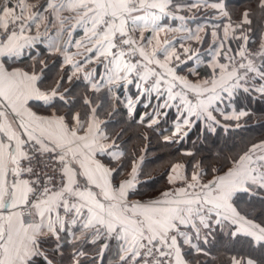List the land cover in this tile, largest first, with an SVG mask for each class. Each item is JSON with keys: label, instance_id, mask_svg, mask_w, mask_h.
I'll return each instance as SVG.
<instances>
[{"label": "snow or ice", "instance_id": "1", "mask_svg": "<svg viewBox=\"0 0 264 264\" xmlns=\"http://www.w3.org/2000/svg\"><path fill=\"white\" fill-rule=\"evenodd\" d=\"M242 97L264 99V0L238 13L226 0H0V264H58L65 243L69 264L109 251L111 264H192L217 233L249 249L220 264H264V139L224 158L184 151L145 196L137 161L120 178L125 152L100 116L143 104L137 123L153 128L175 108L163 140L179 144L247 117Z\"/></svg>", "mask_w": 264, "mask_h": 264}, {"label": "trees", "instance_id": "2", "mask_svg": "<svg viewBox=\"0 0 264 264\" xmlns=\"http://www.w3.org/2000/svg\"><path fill=\"white\" fill-rule=\"evenodd\" d=\"M226 3L231 12L238 13L249 5V0H226ZM201 19L203 18H198V20ZM253 29L252 47L256 46L260 37V22L256 19H254ZM207 46L206 43L203 48ZM39 47L44 48L43 45ZM54 74V69L49 72L50 76ZM82 90L81 87H77L75 92L79 93ZM237 108L239 110L243 108L249 115L239 122L229 121L230 127L227 129L220 127L216 133H208L201 124L195 127L189 137L179 144H168L163 140L164 135L170 134L172 120L176 115L174 108L168 110L169 116L161 118V123L153 128L137 123L139 114L145 111L143 104L137 105L136 114L131 118L127 115V110L123 105H119L111 116L108 115L109 109L101 110L100 116L105 121L107 132L110 136L117 138V143L125 152L121 160L120 177L131 170L133 160L137 161L140 163L137 184L139 192L145 196H156L167 187L166 177L170 164L178 159H190L181 155L184 151L194 152L197 158H224L236 154L252 142L264 139V99L242 97L237 102ZM237 123L239 127L236 126ZM193 243L201 242L194 240ZM202 246L208 255L196 254L193 251L188 257L192 264H196L197 261L199 264H220L226 255L249 252L246 246L229 242L228 237L218 233L212 237L209 244ZM71 251V245L65 243L63 256L57 255L56 257L58 264H69ZM254 255L259 256V252ZM112 260L113 254L109 251L97 259V264H111Z\"/></svg>", "mask_w": 264, "mask_h": 264}, {"label": "crops", "instance_id": "3", "mask_svg": "<svg viewBox=\"0 0 264 264\" xmlns=\"http://www.w3.org/2000/svg\"><path fill=\"white\" fill-rule=\"evenodd\" d=\"M203 22H204L203 19L198 20V21H189L190 25H191L193 28L195 27L196 23H203ZM177 23H178V22H177ZM41 45H43V44H41ZM43 46H44V45H43ZM206 48H207V47H206ZM189 67H196L195 62H194V61H188L187 64L180 65V68L183 69V71L181 72V74H187V72H188V68H189ZM200 71H201V72L203 71V67H202V66L200 67ZM153 103H155V101H153ZM174 109H175V108H174ZM241 109L243 110V108H240V110H241ZM237 110H239V109L237 108ZM138 164H140V163H138ZM130 171H131V170H130ZM130 171L124 173L120 178H121V179L129 178V173H130ZM134 198H136V197H134Z\"/></svg>", "mask_w": 264, "mask_h": 264}, {"label": "built area", "instance_id": "4", "mask_svg": "<svg viewBox=\"0 0 264 264\" xmlns=\"http://www.w3.org/2000/svg\"><path fill=\"white\" fill-rule=\"evenodd\" d=\"M209 240L211 241L212 240V237H209Z\"/></svg>", "mask_w": 264, "mask_h": 264}, {"label": "rangeland", "instance_id": "5", "mask_svg": "<svg viewBox=\"0 0 264 264\" xmlns=\"http://www.w3.org/2000/svg\"><path fill=\"white\" fill-rule=\"evenodd\" d=\"M254 47H256V46H254ZM194 264V263H193Z\"/></svg>", "mask_w": 264, "mask_h": 264}]
</instances>
